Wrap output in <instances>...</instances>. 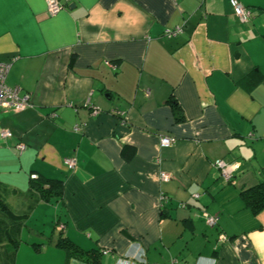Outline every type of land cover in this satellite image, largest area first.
<instances>
[{
    "label": "crops",
    "instance_id": "crops-1",
    "mask_svg": "<svg viewBox=\"0 0 264 264\" xmlns=\"http://www.w3.org/2000/svg\"><path fill=\"white\" fill-rule=\"evenodd\" d=\"M239 1L247 22L229 0H0L5 82L29 99L0 107V196L28 213L13 264H91L59 237L96 264H264V208L240 197L264 181V0ZM31 174L60 198L31 205Z\"/></svg>",
    "mask_w": 264,
    "mask_h": 264
},
{
    "label": "trees",
    "instance_id": "trees-1",
    "mask_svg": "<svg viewBox=\"0 0 264 264\" xmlns=\"http://www.w3.org/2000/svg\"><path fill=\"white\" fill-rule=\"evenodd\" d=\"M175 109L176 121H183L184 116L176 107L175 102L169 98L167 100ZM134 153L130 146H123L122 155L125 160H129ZM62 180L37 176L30 178L27 193L32 198L31 205L38 201L50 202L57 201L61 196ZM240 197L244 205L253 214L258 213L264 208V181L259 182L248 188L240 190ZM28 213L17 214L5 200L0 196V264H13L16 250L21 242L20 232L25 225ZM35 247L41 244H32ZM59 248L67 250L70 255L89 261L91 264L99 262L97 250L84 251L75 246L66 237H59L55 244Z\"/></svg>",
    "mask_w": 264,
    "mask_h": 264
},
{
    "label": "built area",
    "instance_id": "built-area-1",
    "mask_svg": "<svg viewBox=\"0 0 264 264\" xmlns=\"http://www.w3.org/2000/svg\"><path fill=\"white\" fill-rule=\"evenodd\" d=\"M231 9L234 13L235 16H237L240 21H249L251 18V12L249 8L244 6L239 0H229ZM47 11L50 14H55L61 9V5L59 4L58 0H47ZM181 31V27H175L170 30H166L165 35L167 37H172L179 33ZM9 68V62H0V107L3 108H12L15 110H21L29 105V99L28 96H20L18 93V88L17 87H10L6 84L5 79H6V74L8 72ZM94 114L98 112L97 108H94L92 111ZM116 113H120L119 111H116ZM79 127L77 125L74 126V130H78ZM8 135L7 131H2L1 136L5 137ZM175 139L173 137L169 136H161L159 137V145L161 147H167L174 143ZM19 149L22 150L24 148V145L19 144L18 145ZM64 164L68 168H73L76 164L75 162V157H67L64 159ZM214 166L219 170L220 175L226 180H230L232 173L234 169L236 168L237 165L235 164H226L222 160H216L214 161ZM161 177L163 179H167L168 175L166 174H161ZM30 178H36L35 174H31ZM197 197V195H194ZM202 217L204 218L205 222L208 225H214L216 223V217L214 215H210L206 212L202 213ZM63 225L58 224V229H61ZM227 238L225 235L220 234L219 235V240L220 241H225ZM106 251H103L105 253ZM239 264H248L246 262H241Z\"/></svg>",
    "mask_w": 264,
    "mask_h": 264
},
{
    "label": "rangeland",
    "instance_id": "rangeland-1",
    "mask_svg": "<svg viewBox=\"0 0 264 264\" xmlns=\"http://www.w3.org/2000/svg\"><path fill=\"white\" fill-rule=\"evenodd\" d=\"M5 202L9 205V206H12L11 204H10V202L9 201H7L6 199H5ZM54 205H51L50 207H53ZM53 209V208H52ZM43 218H45V216L43 217ZM45 220V219H44ZM35 221H34V219H32L31 221H29L28 222V226H29V228H31V229H35L34 227H33V224L32 223H34ZM54 223V222H53ZM53 223H51L52 224V227H53ZM50 228H51V225H50Z\"/></svg>",
    "mask_w": 264,
    "mask_h": 264
}]
</instances>
